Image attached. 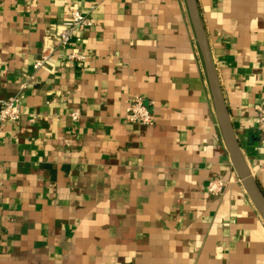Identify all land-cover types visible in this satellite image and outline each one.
<instances>
[{
    "label": "crops",
    "instance_id": "crops-1",
    "mask_svg": "<svg viewBox=\"0 0 264 264\" xmlns=\"http://www.w3.org/2000/svg\"><path fill=\"white\" fill-rule=\"evenodd\" d=\"M196 3L264 196V0ZM72 6L92 26L33 70ZM22 89L18 122L0 124V264H264V221L229 160L185 0H0V102ZM135 96L151 125L125 119Z\"/></svg>",
    "mask_w": 264,
    "mask_h": 264
},
{
    "label": "built area",
    "instance_id": "built-area-1",
    "mask_svg": "<svg viewBox=\"0 0 264 264\" xmlns=\"http://www.w3.org/2000/svg\"><path fill=\"white\" fill-rule=\"evenodd\" d=\"M56 27L58 29L56 30ZM92 26L89 16L83 13L77 6H72L67 12V17L59 25H53V36L56 40L54 50H43L39 58L33 63L32 69L41 68L50 58L53 52L65 49L69 44H75L81 40V33ZM59 57L68 62L81 64L85 61V56L77 51L60 53ZM24 95V89L20 90L14 96L0 102V124L5 121L18 122L22 110L20 100ZM257 115V126L260 132V143L264 148V103L255 106ZM69 117L76 121L79 117L78 112H71ZM125 119L128 122L138 123L140 125H151L154 121L153 113L142 102L141 97L131 98L126 106ZM30 121H33L31 118ZM226 186V181L217 177L206 183V191L210 195L217 196L222 193Z\"/></svg>",
    "mask_w": 264,
    "mask_h": 264
},
{
    "label": "water",
    "instance_id": "water-1",
    "mask_svg": "<svg viewBox=\"0 0 264 264\" xmlns=\"http://www.w3.org/2000/svg\"><path fill=\"white\" fill-rule=\"evenodd\" d=\"M186 8L193 28L196 43L203 61L208 86L212 98L215 117L228 153L231 165L238 176L244 191L254 205L256 211L264 221V196L240 151L238 141L232 128L227 107L218 83L216 71L210 56L202 20L199 15L196 0H185Z\"/></svg>",
    "mask_w": 264,
    "mask_h": 264
}]
</instances>
